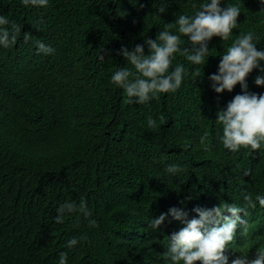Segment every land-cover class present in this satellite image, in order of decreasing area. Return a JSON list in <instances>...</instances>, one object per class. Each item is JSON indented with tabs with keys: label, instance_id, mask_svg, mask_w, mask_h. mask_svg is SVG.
<instances>
[{
	"label": "trees",
	"instance_id": "obj_1",
	"mask_svg": "<svg viewBox=\"0 0 264 264\" xmlns=\"http://www.w3.org/2000/svg\"><path fill=\"white\" fill-rule=\"evenodd\" d=\"M202 2L49 0L39 9L0 0V15L21 27L15 44L0 48V264H58L60 252L68 264H165L166 237L183 225L166 221L151 232L150 216L179 207L191 219L194 207L239 205L242 192L264 194V151L229 153L218 139L216 113L240 86L217 94L208 80L239 32L254 31L257 49L264 48L256 0H227L241 7L239 26L228 41L214 36L208 42L206 63L196 66L200 77L174 54L173 64L184 63L190 73L175 93L160 94L147 106L126 104L122 89L109 82L117 67H130L117 55L122 46L131 50L155 39L164 23ZM158 7L165 12L157 13ZM24 32L32 37L27 43ZM183 39L181 48L190 47ZM35 40L55 53L37 54ZM257 74L253 69L246 82L259 95L264 86L254 84ZM149 115L156 119L151 129ZM168 164L182 171L168 175ZM65 201H84L96 226L77 213L54 223ZM248 211V231L258 236L244 238L236 230L229 260L240 245L249 258L264 247V209ZM81 236L86 239L73 249L65 247Z\"/></svg>",
	"mask_w": 264,
	"mask_h": 264
},
{
	"label": "clouds",
	"instance_id": "obj_2",
	"mask_svg": "<svg viewBox=\"0 0 264 264\" xmlns=\"http://www.w3.org/2000/svg\"><path fill=\"white\" fill-rule=\"evenodd\" d=\"M259 14L264 17V0H256ZM224 3L225 6L221 7ZM25 8H47L49 0H20ZM164 7H158L157 13H164ZM241 13L239 3H229L227 0H204L198 6L192 5L189 15L180 13L172 23H164L155 39L145 38L142 44H136L129 50L121 47L117 55L123 57L130 67H117L109 77L110 84L122 89L126 104L147 106L149 102L158 99L160 94L175 93L182 82L189 78V69L184 63L173 64L176 53H180L193 70L191 76L200 77L205 58L209 56L208 42L215 36L225 42L233 36L232 30L237 29V17ZM259 23L264 24V19ZM21 34V27L6 16L0 15V48L7 49L16 43ZM224 48L215 73L208 76L211 89L217 93L232 92L239 84L241 92L236 94L226 106L216 113L215 123L219 126V143L229 153H237L241 149L264 151V93L257 95L248 90L246 77L253 69L257 70L254 78L256 86H264V48L257 49L259 38L254 31L239 32ZM187 37L190 47L181 48ZM27 43L32 39L28 32L23 33ZM37 54L52 55L55 48L46 45L41 40H35ZM147 49V54L145 53ZM98 59L103 61L104 55L99 53ZM149 129L156 126V119L151 115L146 117ZM205 136L200 143H205ZM239 167V165H237ZM182 169L177 164H168L164 172L177 175ZM244 175H249L244 170ZM242 204L222 201L212 208L194 207V218L188 219V213L179 207H170L167 213L150 216L147 228L156 232L166 221L179 222L183 225L178 231L172 232L166 238L163 258L165 264H264V247L256 248L253 258H249L246 245H240V250H234L239 255L229 260V250L234 246L235 234L244 238H257V234L248 231L247 216L250 209H264V194L242 192ZM77 213L88 220L90 227L96 226V220L91 219V212L84 201L79 204L65 201L56 208L53 222H64L65 216ZM226 213V214H225ZM86 237H72L65 247L73 249ZM234 249V248H233ZM58 264H68L66 252L59 253Z\"/></svg>",
	"mask_w": 264,
	"mask_h": 264
}]
</instances>
